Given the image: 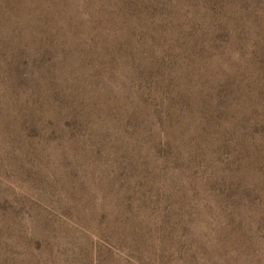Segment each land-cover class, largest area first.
I'll return each instance as SVG.
<instances>
[{
    "label": "rangeland",
    "instance_id": "rangeland-1",
    "mask_svg": "<svg viewBox=\"0 0 264 264\" xmlns=\"http://www.w3.org/2000/svg\"><path fill=\"white\" fill-rule=\"evenodd\" d=\"M0 264H264V0H0Z\"/></svg>",
    "mask_w": 264,
    "mask_h": 264
}]
</instances>
